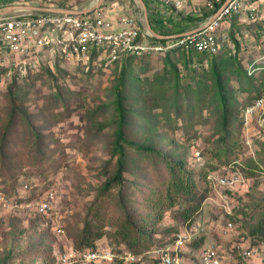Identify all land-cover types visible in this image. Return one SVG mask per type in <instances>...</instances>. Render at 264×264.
<instances>
[{
    "label": "rangeland",
    "instance_id": "rangeland-1",
    "mask_svg": "<svg viewBox=\"0 0 264 264\" xmlns=\"http://www.w3.org/2000/svg\"><path fill=\"white\" fill-rule=\"evenodd\" d=\"M142 1L157 32L189 30L205 20L201 0H187L179 7L165 0ZM97 3L0 0V10L9 5L79 10ZM99 8L112 18L136 16L147 26L140 0H103ZM223 30L228 39L216 57L181 51L149 56L103 51L76 61L54 44L31 64L0 69V264H81L71 252L90 247L147 257L155 244L132 250L113 236L109 222L93 246H78L90 211L103 199L134 206L130 198L153 180L150 165L159 159L155 153L183 160L196 171L210 168L224 117L228 126L234 125L238 144L233 157L245 183L231 191L227 202L209 187L191 224L180 217L181 204L168 208L155 226L154 238L164 236V228H172L169 239L187 227L197 241L187 247L188 264L196 261L191 247L205 244L219 247L222 264H264V248L250 257L238 249L264 242L249 232L264 211V107L247 113L264 95V43L247 22L236 19ZM251 65L259 69L250 72ZM50 186L56 191L52 212L26 206ZM101 264L126 263L117 257Z\"/></svg>",
    "mask_w": 264,
    "mask_h": 264
},
{
    "label": "built area",
    "instance_id": "built-area-1",
    "mask_svg": "<svg viewBox=\"0 0 264 264\" xmlns=\"http://www.w3.org/2000/svg\"><path fill=\"white\" fill-rule=\"evenodd\" d=\"M165 1L173 2L179 7L187 0ZM201 1L202 8L211 11V15L200 26L173 33L175 36L163 41L152 40L154 34L136 16L120 15L112 18L99 7L75 14L17 9L11 15H0V68L18 66L22 62L31 64L48 45L54 44L59 46L62 55L76 61H87L93 52L103 51L145 56L180 49L213 55L222 51L228 39V33L223 30L224 26L230 25L233 18L252 25L260 41L264 43V0ZM16 55L23 58L18 59ZM257 69L259 67L250 66V72ZM263 107L264 95H261L247 108V113ZM195 156L201 160V151L196 150ZM207 182L220 199L227 202L231 191L245 183V176L239 163L235 161L220 171L209 173ZM55 205L56 191L53 186L26 202L28 208L39 213L52 212ZM228 226L232 227L233 222L228 221ZM56 230L58 233L62 232L61 228ZM193 238L192 229L186 227L173 233L162 244L154 246L148 251L147 257L134 252H127L125 256L119 255L110 247L72 251L70 256H78L75 261L84 264L112 262L117 257L125 259L127 264H188L185 261L186 251ZM191 248L192 255L196 257L194 264H222L223 256L216 244ZM263 248L264 242L253 246H238L239 254L243 257H250Z\"/></svg>",
    "mask_w": 264,
    "mask_h": 264
},
{
    "label": "trees",
    "instance_id": "trees-1",
    "mask_svg": "<svg viewBox=\"0 0 264 264\" xmlns=\"http://www.w3.org/2000/svg\"><path fill=\"white\" fill-rule=\"evenodd\" d=\"M201 16L206 19L211 15V11L202 8ZM196 11H194V14ZM196 16V15H195ZM237 18H233L231 23ZM238 20V19H237ZM153 25V22L150 18ZM252 27V25H250ZM154 27V25H153ZM158 30L161 34H173L183 31ZM187 30V29H186ZM255 33V32H254ZM256 37L257 33H255ZM259 38V37H258ZM152 40L163 41L153 37ZM181 51L187 54H199L206 57H216L217 54L200 53L196 51H184L174 49L168 51ZM99 53L93 52L91 58ZM166 54V53H165ZM149 56V55H145ZM1 69V68H0ZM225 126L222 134L215 142V146L211 150L212 163L210 168H201L196 171L187 167L183 160H175L167 155L156 154L159 158L157 163H153L152 172L153 180L148 181L147 189L139 190L135 197H131V203L134 206H128L124 201H103L90 211V217L85 221L82 231L78 238V246L82 243L93 246L97 239L105 235V223H110L113 227V236L124 243L128 248L139 251L142 245L150 247L151 244L159 245L168 240L167 233L172 230L171 227L163 229L164 236L154 238L156 224L164 216V212L177 204L179 207V215L183 221L191 224L195 221L204 197L208 194L209 186L207 184V175L211 172L220 171L223 166L235 162L233 157L234 150L238 144L236 136L233 133L234 125H227L226 117H224ZM121 135V132H120ZM37 137V133H35ZM121 137V136H119ZM122 148V147H121ZM121 156L124 155V150ZM41 153L39 152V156ZM120 157L118 174L116 175L117 183H122L123 160ZM156 232V233H155ZM250 234L257 236L258 240L264 241V211L258 221L249 227ZM200 241L203 237H200ZM191 244H197L194 240ZM98 248V247H90ZM84 264V263H81ZM87 264H98L95 262ZM127 264V263H126Z\"/></svg>",
    "mask_w": 264,
    "mask_h": 264
},
{
    "label": "water",
    "instance_id": "water-1",
    "mask_svg": "<svg viewBox=\"0 0 264 264\" xmlns=\"http://www.w3.org/2000/svg\"><path fill=\"white\" fill-rule=\"evenodd\" d=\"M103 0H99V2L101 3ZM141 3L144 6L145 9V17H146V23H147V27L152 31V33L154 34L155 37L159 38V39H166V38H170L173 37L175 35H166V34H161L158 33L157 31H155L152 26L151 23L148 19V15H147V11H146V6L144 4V2L142 0H140ZM100 3H97L96 5H92L89 8H85V9H67V8H58V7H40V6H23V5H9L3 9L0 10V14H4L7 13L9 11L15 10V9H23V10H37V11H46V12H53V13H67V14H75V13H86L89 12L92 9H96L98 7H100Z\"/></svg>",
    "mask_w": 264,
    "mask_h": 264
},
{
    "label": "crops",
    "instance_id": "crops-1",
    "mask_svg": "<svg viewBox=\"0 0 264 264\" xmlns=\"http://www.w3.org/2000/svg\"><path fill=\"white\" fill-rule=\"evenodd\" d=\"M152 26V25H151ZM153 28V27H152ZM154 29V28H153ZM155 30V29H154ZM188 30V29H187ZM156 31V30H155Z\"/></svg>",
    "mask_w": 264,
    "mask_h": 264
}]
</instances>
